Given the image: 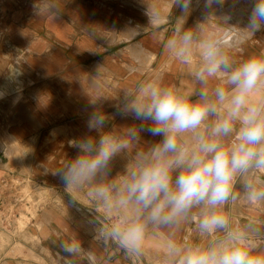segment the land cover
Returning <instances> with one entry per match:
<instances>
[{
    "label": "crops",
    "instance_id": "0c3cea01",
    "mask_svg": "<svg viewBox=\"0 0 264 264\" xmlns=\"http://www.w3.org/2000/svg\"><path fill=\"white\" fill-rule=\"evenodd\" d=\"M254 3L222 0L207 6L206 0H191L181 18L177 0H0V264H87V250L96 264H179L188 248L223 238V230L199 231L197 206L172 224L149 223L138 253L102 240L100 229L132 218L134 207H119L114 199L109 211L91 188L115 183L123 189L118 178L161 137L141 131L139 143L112 161L109 175L73 192L59 171L78 154L72 141L98 135L87 128L93 111L107 114V129L117 135L139 128L141 121L118 111L126 103L125 90L132 93L129 103L136 102L140 88L197 90L192 73L201 65L203 43L221 40L236 62L264 52V29L251 35L231 27L244 6L249 9L240 25L248 24ZM221 12L231 19L213 17ZM149 16L158 22L149 23ZM180 23L194 33L187 46L175 32ZM254 98L264 99V88ZM261 178L264 173L255 170L238 176L232 198L219 209L231 230L257 245L256 253H264V234L255 232L264 233V201L251 199L244 185L264 190ZM70 238L86 251L63 253L60 243Z\"/></svg>",
    "mask_w": 264,
    "mask_h": 264
},
{
    "label": "clouds",
    "instance_id": "9594fccd",
    "mask_svg": "<svg viewBox=\"0 0 264 264\" xmlns=\"http://www.w3.org/2000/svg\"><path fill=\"white\" fill-rule=\"evenodd\" d=\"M221 2L206 0V5ZM190 5L191 0H177L181 18ZM158 20L149 16V23ZM261 29L264 0H255L244 31L254 35ZM175 32L184 46L194 39L182 23ZM169 45L175 47L177 40H170ZM199 55L201 65L192 73L200 85L195 91L171 86L140 88L136 102L129 103L132 93L125 90L126 103L118 111L141 121L139 128L127 127L124 135H117L107 129L108 115L93 111L87 128L98 135L70 143L78 154L60 169L59 176L65 189L73 192L98 176L109 175L112 161L132 142L139 143L141 131L161 137L118 178L123 189L115 183L91 188V196L109 211L114 199L119 207H134L132 218L121 217L100 229L102 240L118 243L129 254L138 253L149 223L169 225L200 206L199 231L211 235L223 230L225 234L207 247L188 248L179 264H264V253H256L257 245L231 230L228 217L219 211L232 198L238 176L250 170L264 173V99L254 98L264 88V52L236 62L217 40L203 43ZM259 182L264 183V178ZM244 187L251 199L264 201V190L247 182ZM255 232L264 234L260 228ZM60 249L68 256L86 251L76 238L61 241ZM84 259L96 264L91 250Z\"/></svg>",
    "mask_w": 264,
    "mask_h": 264
},
{
    "label": "rangeland",
    "instance_id": "374dc122",
    "mask_svg": "<svg viewBox=\"0 0 264 264\" xmlns=\"http://www.w3.org/2000/svg\"><path fill=\"white\" fill-rule=\"evenodd\" d=\"M245 3V2H244ZM243 5H241V7H242ZM237 8V7H236ZM249 9V6H244L241 10H239V11H237L236 13V16L234 17V19H235V21H236V24H233V25H231V27L233 28V27H237V26H240V27H242V30H245L246 29V27L245 26H247V24L246 25H240V23H243V22H241L243 19H244V14L247 12V10ZM230 16L229 14H228V12H221L220 14H214V16L213 17H215V18H220V17H222V16Z\"/></svg>",
    "mask_w": 264,
    "mask_h": 264
},
{
    "label": "bare ground",
    "instance_id": "6f19581e",
    "mask_svg": "<svg viewBox=\"0 0 264 264\" xmlns=\"http://www.w3.org/2000/svg\"><path fill=\"white\" fill-rule=\"evenodd\" d=\"M229 17H230V19H231V16H228V15H227V16H222V17H220V18H223V19L229 20V19H228ZM233 19H234V18H233ZM218 20H219V19H218ZM215 21H216V20H215ZM220 23H221V21H220ZM234 23H236V21H234ZM210 24H211V23H210ZM208 25H209V24H208ZM215 29H216V28H215ZM217 30H218V29H217ZM221 30H222V28H221ZM221 30H220V31H221ZM212 31H213V30H212ZM220 31H219V32H220ZM228 31H229V30H228ZM216 33H217V32H216ZM201 34H202V33H201ZM199 35H200V34H199ZM202 37H203V36H202ZM208 37H209V36H208ZM197 38H198V37H197ZM209 38H210V37H209Z\"/></svg>",
    "mask_w": 264,
    "mask_h": 264
}]
</instances>
